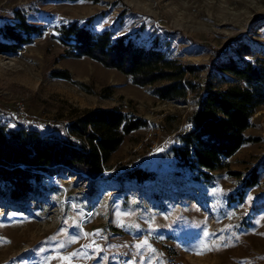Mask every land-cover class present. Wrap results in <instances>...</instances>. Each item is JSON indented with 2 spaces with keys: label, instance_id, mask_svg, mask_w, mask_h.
Listing matches in <instances>:
<instances>
[{
  "label": "rangeland",
  "instance_id": "1",
  "mask_svg": "<svg viewBox=\"0 0 264 264\" xmlns=\"http://www.w3.org/2000/svg\"><path fill=\"white\" fill-rule=\"evenodd\" d=\"M15 9L44 34L17 54L0 55V125L17 128L21 107L26 128L40 134L66 133L95 109L118 108L146 126L125 136L100 179L47 175L30 204L1 203L0 264H264V177L241 204L227 202L237 188L228 172L245 174L264 155V105L246 131L259 142L226 159L212 186L200 185L174 174L170 151L190 129L192 96L183 103L159 100L151 86H135L94 61L60 58L56 39L58 27L77 22L154 46L184 66H206L214 50L239 37L264 60V0H0V25L14 22ZM54 71H67L71 80ZM124 166L153 170L158 178L127 182Z\"/></svg>",
  "mask_w": 264,
  "mask_h": 264
},
{
  "label": "trees",
  "instance_id": "2",
  "mask_svg": "<svg viewBox=\"0 0 264 264\" xmlns=\"http://www.w3.org/2000/svg\"><path fill=\"white\" fill-rule=\"evenodd\" d=\"M13 18V23L0 25V55L17 54L44 34V28L30 24L21 10H13ZM56 32L62 59L94 61L128 77L135 86H151L162 101L183 103L192 96L196 108L188 120L190 129L170 149L178 171L175 175L212 186L217 178L214 173L226 168V159L243 145L259 142L246 131L256 110L264 105V60L255 58L239 37L214 50L208 65L184 66L154 46H137L126 36L113 39L109 31L93 33L77 22L61 25ZM203 70H207L204 79L195 81ZM52 76L71 80L67 71H54ZM157 83L163 84L154 87ZM145 126L144 120L118 108L84 112L58 140L41 138L35 129L0 125V204H30L42 194L47 175L68 172L85 175L90 182L100 179L125 136ZM68 134L79 143H73ZM123 169L121 178L127 182L141 185L158 178L155 171L141 166ZM228 175L237 179V188L228 194L227 202L239 205L264 177V155L249 172Z\"/></svg>",
  "mask_w": 264,
  "mask_h": 264
},
{
  "label": "built area",
  "instance_id": "3",
  "mask_svg": "<svg viewBox=\"0 0 264 264\" xmlns=\"http://www.w3.org/2000/svg\"><path fill=\"white\" fill-rule=\"evenodd\" d=\"M16 114L18 116V120H19V124H18V127L15 128V129H21V128H24L26 129V123L28 121V116L26 114V112L23 110V108L19 107L16 111ZM9 123L8 122H4V124H2V126H8ZM68 133V131H66ZM38 136L41 137V138H48V139H62L63 138V134L59 131H54L50 134H40L38 132ZM69 136V139L73 142V143H79V140L74 137V136ZM48 177V176H47Z\"/></svg>",
  "mask_w": 264,
  "mask_h": 264
}]
</instances>
